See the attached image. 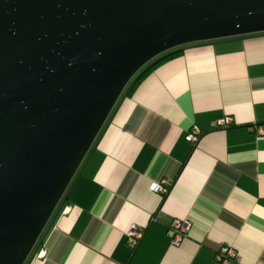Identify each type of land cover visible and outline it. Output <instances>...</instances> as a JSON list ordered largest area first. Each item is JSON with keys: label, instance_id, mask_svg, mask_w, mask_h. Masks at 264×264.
<instances>
[{"label": "crops", "instance_id": "1", "mask_svg": "<svg viewBox=\"0 0 264 264\" xmlns=\"http://www.w3.org/2000/svg\"><path fill=\"white\" fill-rule=\"evenodd\" d=\"M179 49L120 97L25 264H264V33Z\"/></svg>", "mask_w": 264, "mask_h": 264}, {"label": "water", "instance_id": "2", "mask_svg": "<svg viewBox=\"0 0 264 264\" xmlns=\"http://www.w3.org/2000/svg\"><path fill=\"white\" fill-rule=\"evenodd\" d=\"M264 33V0H0V264H25L129 84Z\"/></svg>", "mask_w": 264, "mask_h": 264}, {"label": "built area", "instance_id": "3", "mask_svg": "<svg viewBox=\"0 0 264 264\" xmlns=\"http://www.w3.org/2000/svg\"><path fill=\"white\" fill-rule=\"evenodd\" d=\"M232 125L231 117H221L216 119L212 124L214 129H225ZM200 138V132L197 128L192 130L185 136V141L191 144L196 143ZM150 190L154 193L165 195L168 191V186H160L158 184H151ZM70 208L68 207L67 210ZM190 230V225L187 221H174L166 231V236L170 245L178 248L182 241L187 237ZM143 238V230L141 228H131L127 234V243L131 248L138 246ZM45 251L41 250L39 256H44ZM238 260L236 252L227 246L220 247L215 256L214 261L216 264H233Z\"/></svg>", "mask_w": 264, "mask_h": 264}, {"label": "trees", "instance_id": "4", "mask_svg": "<svg viewBox=\"0 0 264 264\" xmlns=\"http://www.w3.org/2000/svg\"><path fill=\"white\" fill-rule=\"evenodd\" d=\"M181 52V49H176L171 52H168L165 55L155 59L150 64H148L139 74L133 79V81L129 84L127 89L125 90L126 95H130L135 88L139 85V83L155 68L168 61L169 59L177 56Z\"/></svg>", "mask_w": 264, "mask_h": 264}, {"label": "rangeland", "instance_id": "5", "mask_svg": "<svg viewBox=\"0 0 264 264\" xmlns=\"http://www.w3.org/2000/svg\"><path fill=\"white\" fill-rule=\"evenodd\" d=\"M37 244H39V242Z\"/></svg>", "mask_w": 264, "mask_h": 264}]
</instances>
